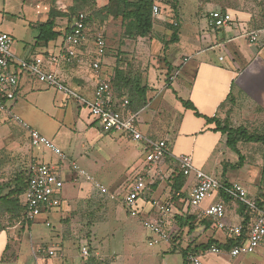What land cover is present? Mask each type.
Wrapping results in <instances>:
<instances>
[{
	"label": "crops",
	"instance_id": "0c3cea01",
	"mask_svg": "<svg viewBox=\"0 0 264 264\" xmlns=\"http://www.w3.org/2000/svg\"><path fill=\"white\" fill-rule=\"evenodd\" d=\"M211 11L230 14L232 23L226 28H209L206 23V16ZM154 19L157 23L153 24L152 29L154 33L164 36L163 44L155 36L151 39V41L154 39L158 40L161 45L155 53H152L150 43L153 61L139 80L138 89L141 90L144 87V91L139 90V93L132 95V104L129 109L137 114L136 121L140 132L152 140L164 141L167 145V154L155 164H147L144 158V144L126 139L131 143H136L135 147L140 149V152H138V155L136 154L137 158L133 160H131L132 158L129 155L125 154L128 162L124 165V170L120 176L132 166L131 169L134 173L130 183L136 177H142L148 183H151L148 189L139 195L136 202V211L132 212L134 214L128 217L135 220V223H140L142 227L144 221L162 218L166 222V229L170 233L174 232L171 237H175L179 231L169 224L171 217L174 215L183 216L188 213L195 217L196 222L207 219L212 223L209 228L197 225L190 234L193 237H198V239L194 238L190 241V248L203 245L209 239L223 245L230 238L227 237L225 232L216 229L213 221L203 215V211L210 204L223 202L226 209L224 223L228 226L241 225L244 220L243 214H246L242 211L243 207L241 206L239 210L231 209V206L239 204L238 202L223 201L222 194L216 193L209 197H213L214 202L204 203L203 206L200 205L198 208L191 207L189 205V194L191 187L196 182V176L192 173L185 176L182 189L172 199L170 205L171 209L173 208L175 211L171 212V214L170 210L166 211L163 205L166 202V198L160 196L163 190L161 187L163 183L159 184V188L152 195L151 188L157 177L170 181L173 173L176 170L179 171L175 163L177 156L173 154V148L178 138L187 140L186 145L188 150L191 149L194 158L196 153L207 150L209 142H212L213 147L220 143L222 135L225 134L217 130L216 123H221L222 125L226 118H228V122L231 121L234 124L240 122L238 125L241 122L249 123L263 119L260 117H264V38L259 44L251 45L247 42L244 34L263 27L253 26L250 12L232 10L217 2L199 3L197 0H171L169 2L162 0L160 15ZM176 30V39L171 42V35ZM87 42V44L76 50L75 63L70 66L68 73L66 75L63 74L60 66L57 69V73L66 86L74 87L78 91L79 96L85 100H91L98 80L108 78L111 80L113 71L104 68V66L108 67L105 57L100 61L99 71L92 69V63L97 58L93 54V50L92 52L90 50V48H93L90 41ZM58 43L59 38L50 42L47 47H39L35 45L34 40L31 50L35 48L43 49L41 53L27 56L28 53L19 51L16 45L11 46V53L17 64V61H27L47 51L57 53ZM158 56H162V58L158 59ZM17 67L16 65L14 67L18 75V89L15 100L7 104V110L0 111V183L6 182L16 172L27 168L31 162L52 165L61 177L64 176L66 178V172L60 168L61 166L65 168L67 163H64L66 161H60L51 151L43 147H41L42 149L37 155L32 154V149L35 147L30 145L28 137V129L36 130L42 136L50 138L65 156L72 158L73 152L68 151V146H66L67 150H64L65 144L58 136L63 124L62 118H65L63 115L64 111L61 109L66 100L65 96L48 92V86L37 81L25 68L19 67L20 69H18ZM68 75L74 76L78 80L77 85L67 83ZM122 98H125V96L116 97L118 99L117 102L121 101ZM185 103L189 104L191 108L185 107ZM233 103L234 105H232ZM76 104L78 105L76 108H78L77 121H80L79 128H83L86 133L89 132L94 135L92 136L93 141L90 140L91 144H88L89 146L80 143L79 152L76 155L80 156V158L85 156L84 160L88 162L87 166L92 167L91 161L94 164H96V160L99 161L97 157H90L92 153H90L89 149H91V145L95 141L102 138L103 135H107L111 140L124 137L114 132H104L100 124L97 127V131H94L93 126L97 125L98 122L91 118L87 110L82 109L85 106H81L77 102ZM256 106L263 109L260 117L254 113L253 107ZM69 107H65L64 110ZM12 115L17 116L20 121L14 120ZM58 117L59 120H57ZM9 122H12L15 127L9 126ZM21 123L27 125V128L22 127ZM204 126L207 128L205 132L201 131ZM216 135H220L219 139H216ZM198 136L204 137L199 138ZM211 138L216 139V144ZM170 142L172 143L171 146L169 145ZM119 146L125 145L120 143ZM119 146L116 151H120ZM121 149L124 150L125 148L121 147ZM212 149L210 148V150ZM210 150L209 153L212 152ZM193 166L197 171L203 172L194 163ZM82 170L83 172L85 171L84 169ZM89 183L91 187L96 188L93 182ZM171 183L172 181L169 182V191H171ZM95 190L99 191L98 188ZM7 191V188H3L0 192V197L4 196ZM127 191L125 189L120 197L121 205L126 210L128 209L124 205V198L127 195ZM155 195L160 197L158 198L159 201ZM65 196L62 188L59 192L60 204ZM54 209L42 214L46 216L41 223L47 227H50L48 221ZM229 209L230 212L227 213ZM128 211L131 212L132 210ZM59 216H54L57 221H59ZM35 222L36 220L34 222L15 220L6 213L0 212V264L26 263L24 257L20 255L16 239L21 231L26 227L30 229ZM108 224L110 223L98 221L93 223L89 229L86 227L87 232L90 231L92 235L89 239V247L87 243L80 240V249L84 246L88 249L89 255L86 258L82 257L80 250L78 253L71 246H68V249H64L62 255H57L56 253L50 256L48 254L49 250L54 252L64 248L61 245V239L58 237L61 230L58 224V229L54 235L51 234L44 241L39 242L35 251L32 249V262L30 260L28 263L86 264L85 261L88 258L98 257L102 254L98 251L96 237L100 233L108 231ZM125 229L130 234L134 227L131 224V227L126 226ZM144 230L146 229L144 228ZM146 232L149 235L147 240H149L151 234L147 230ZM83 234L72 238H83ZM113 235L112 233L111 236ZM115 241L121 248L118 239L114 237L113 242ZM49 243L51 244L49 245ZM108 243H106V246ZM168 248L169 245H166L165 250L162 251L166 253L162 255V259L165 258L164 264H182L185 261L183 257V251L185 250H181L185 249V247L180 246L179 251L176 249L168 251ZM252 254L232 258L226 252L214 254L209 252V249L198 251V257L202 264H264V243ZM170 255L174 257L171 261ZM177 256H180L181 260ZM150 258L154 259L155 257ZM163 263L153 262L152 264ZM188 264L190 263L188 262Z\"/></svg>",
	"mask_w": 264,
	"mask_h": 264
},
{
	"label": "rangeland",
	"instance_id": "374dc122",
	"mask_svg": "<svg viewBox=\"0 0 264 264\" xmlns=\"http://www.w3.org/2000/svg\"><path fill=\"white\" fill-rule=\"evenodd\" d=\"M129 1L134 2L136 0ZM197 1L199 3L217 2L232 10L250 12L252 14L253 26L264 28V0ZM108 2V0H0V32L9 34L12 37V45H16L19 51L28 53L27 56H34L43 51V49L39 48L31 50L36 35L34 26L46 21L50 12L52 14H62V16H57L55 18L57 29L60 31H63L69 24L68 18L77 12L84 11L86 14L93 15V21L88 28L90 35L101 34L107 42L105 58L108 67L104 66V68L107 70L111 69L113 75L118 74L117 77L119 76V81H123V84H125L124 90L122 91L123 96L132 101L133 97L128 96V94L129 92H133L134 94L139 91V80L153 61L151 52H156L157 48L161 45L160 42L163 44L164 36H161L159 33H154L152 29L151 32L143 38L136 37L128 39L123 37L120 19H113L107 15L106 7ZM152 20L153 24L157 23L154 18H152ZM167 25L169 26V24ZM154 36L155 38H159L160 42L155 39L151 41ZM90 50L92 52L93 48H90ZM75 58L76 56H68L66 60L61 63L60 69L63 74L66 75L68 73V69L71 68L70 66L75 63ZM161 58L162 56H158V59ZM11 70L14 69L11 68ZM66 81L71 85H77L78 82V80L71 75H68ZM67 86L78 94V91L74 87ZM47 90H49L48 92L62 95V93L60 94V92H57L51 87H48ZM64 96L66 100L61 109L64 111L63 115L65 118H62L63 124L58 136L65 144L64 150H67L66 146H68V151L73 152L71 155L73 159L66 156V162L64 164H67L65 168H63L64 166L60 167L67 175L66 178L62 176L64 182L66 180L63 187V193L66 196L64 200L61 201V204L55 207L54 212L51 214L48 221L50 227L41 223L46 215H40L30 229L26 227L18 234L19 237H17L16 241L20 255L25 259V264H29L28 262L30 260L32 262V249L35 251L39 242L44 241L49 235H54L56 233L58 224L61 227L58 237L61 239V245L64 248L54 251V254L57 253V255H62L63 250L68 249V246H71L79 253L81 246L80 240L87 243L89 247V239L92 235L89 230V232H87L86 227L89 229L93 223L98 221L111 224V226L108 224V231L102 234L100 233V235L96 237L98 251L102 254L98 257L88 258L85 261L86 264L163 263L165 258L162 259V255L166 253L162 251L165 250L166 245H169L168 251H172L173 249L179 251L180 246L185 247V249L181 250H186L190 247V241L196 237L187 233L188 223L186 225L183 224L185 216L181 217L179 215L172 216L169 222L173 228L179 231L175 237H171L167 243L161 242L153 246L148 245L147 239L149 235L146 230H144L140 223H135V220L128 217L134 214L132 212H135L136 208L129 212L122 207L123 205H121L120 201L121 194L125 189H128L134 173L131 166L120 176L124 170V165L128 162V160L126 161V155H129L132 158L131 160L136 159L140 149L135 147L136 143H131L125 138L111 140L107 135H103V137L95 141L94 144L91 145V149H89L90 153H92L90 157H97L99 161L96 160V164L91 161L92 167H88V162L84 160L85 156L80 158L76 153L79 152L80 143L89 146L88 144H91L90 140L93 141L92 136L94 135L89 132L86 133L83 128H79L80 121H77L78 108L76 107L78 105L76 104V100L68 95ZM232 105H234V103ZM67 106L70 107L64 110ZM253 108L254 113L258 114L260 117L261 113H263V109L259 106ZM82 109L88 111L87 107H83ZM260 118L263 119L254 120L249 123L241 122L240 125H238L240 122L234 124L229 121V124L232 128L243 127L251 134H261L264 133V117ZM57 120H59V117ZM9 126L15 127L12 122H9ZM98 126L99 123L93 126L94 131H97ZM206 130L207 128L204 126L201 131L205 132ZM198 137L202 138L204 136ZM216 137V139H219L220 135H216ZM211 139L215 143L216 139ZM225 141L226 136L222 135L219 141L220 143H217L215 147L212 146V142H209L207 144V150L196 153L193 158L191 149L188 150V146L186 145L187 140L178 138L173 148V154L177 157L181 155L191 156L195 166L199 167L200 170L219 182H236L241 184L246 190L249 200H255L259 196H262V199H264V147L257 143L239 142L237 144V149L241 155V160L239 161V155L227 148ZM120 143L128 148L121 146L125 148L122 150L119 146ZM169 145L171 146L172 143L170 142ZM118 146L120 147V151H116ZM210 148L213 149L210 150ZM41 149V147H35L32 149L31 153L37 155ZM209 150L212 152L209 153ZM72 164H75L81 171L84 169V172L90 179L81 178L76 171H73L71 167ZM92 181L102 185L105 191H96V188L90 186L89 182ZM169 182H171V180L165 181L157 177L151 188V195L159 188V184L163 183L161 186L163 188L162 194L160 195L159 193V195L166 198V202L163 203L165 210H170V213H173L175 209H171L170 205L173 199V192L168 189L170 188ZM260 193L262 195H260ZM157 196L158 195H155L158 200L160 197ZM20 200H22V197ZM210 201L214 202L215 200L213 197L206 198L201 203V206ZM241 206V204H234L231 206V209L239 210ZM229 212L230 209L227 213ZM55 215H60L59 221L54 217ZM86 223H88V225H86ZM131 224L134 230L129 234V232H126L127 230L125 227H131ZM112 233L114 234L113 236H111ZM82 234L83 238H72L77 235L82 236ZM172 235H174L173 231L171 233V236ZM112 237L118 239L121 248H119L116 241L113 242ZM110 238L112 239L109 240ZM197 239L198 237L196 240ZM106 243H108L107 246ZM50 244L51 243H49V245ZM150 257L155 258L151 259ZM169 257L170 261L174 258L172 255ZM177 257L181 260L180 256Z\"/></svg>",
	"mask_w": 264,
	"mask_h": 264
},
{
	"label": "built area",
	"instance_id": "2783aa9c",
	"mask_svg": "<svg viewBox=\"0 0 264 264\" xmlns=\"http://www.w3.org/2000/svg\"><path fill=\"white\" fill-rule=\"evenodd\" d=\"M163 1L169 2L171 0ZM161 2L162 0L153 1L151 7L152 18H157L160 15ZM86 18V13H80L74 19L69 31L59 38L57 53L47 51L27 61H17V64L11 53L12 37L7 33L0 32V111L7 110V104L14 101L16 97L18 75L11 68L14 69L15 65L18 66V69H20L19 67L25 68L40 83L55 89L63 95L75 98L79 105L87 107L91 118L101 125L104 132H114L127 140L143 143L145 146V162L147 164H155L167 154L166 143L152 140L140 132L136 121L137 114L130 111L128 108L129 102L126 98H122L121 101L117 102L118 99L111 92L109 78L99 79L91 100H85L69 89L58 76L57 69L61 63L68 56H76V50L87 44V41H90L93 47V54L97 58L92 63V69L94 71H99L100 69V61L106 55L107 42L101 34L90 35L85 24ZM206 23L209 28H226L232 23V17L228 13L211 11L206 16ZM244 34L249 44L256 45L264 38V28L254 29ZM12 118L20 121L15 115H12ZM21 125L27 128L24 123H21ZM28 137L32 147H43L51 151L60 161H66V156L62 151L38 131L28 129ZM175 163L177 169L184 176L192 173L196 176V182L191 187L189 194V205L191 207L198 208L212 194L223 193L229 201H235L244 206L246 213L250 216L244 232L242 225L228 226L224 223L226 209L223 202L213 203L205 208L203 215L213 221L216 229L225 232L230 239H241L244 237L239 244L231 246L227 250L212 246L209 252L214 254L226 252L232 258L254 253L264 243V206L258 207L254 200H249L247 192L241 184L232 182L226 185L201 171H197L193 166L191 156L181 155L175 158ZM71 167L81 177L87 180L90 179L75 164H72ZM27 170L31 174V180L21 197L24 207V218L28 222H34L40 215L48 213L60 205L59 192L64 186V180L54 166L46 163L31 162L27 166ZM92 182L99 191H105L102 185L95 181ZM150 184L142 177H136L130 183L127 195L124 198V205L128 210L136 208L139 195L147 190ZM143 227L151 234L148 240L149 246L157 245L161 242L167 243L171 238V233L166 229V222L162 218L144 221ZM80 253L84 258L89 255L85 246L81 247ZM48 254L53 256L54 252L49 250ZM187 261L190 264H202L198 254L195 253H189Z\"/></svg>",
	"mask_w": 264,
	"mask_h": 264
},
{
	"label": "trees",
	"instance_id": "16d2710c",
	"mask_svg": "<svg viewBox=\"0 0 264 264\" xmlns=\"http://www.w3.org/2000/svg\"><path fill=\"white\" fill-rule=\"evenodd\" d=\"M107 4V15L112 17L113 19H120L121 27H122V35L125 38H143L147 36L153 27V20L151 15V7L154 0H136L134 2H130L129 0H108ZM174 1V0H173ZM85 13L84 11L77 12L71 15L68 18L69 24L63 31L57 30V26L55 23V18L57 16H62L60 13H49L48 19L42 23L36 24L34 26V30L36 31L35 35V45L39 47H47L50 42H53L60 38L61 36L65 35L69 29L70 25L74 21V19L80 14ZM93 15L87 14V18L85 20V24L87 29L91 25L93 21ZM177 30L174 31L171 35V42H174L176 39ZM118 74H114L110 80V88L111 92L114 96L121 98L123 96L122 91L124 90L125 84L123 81H119ZM118 79V80H117ZM140 90V89H139ZM140 91H144V87L141 88ZM135 92V91H134ZM137 93V92H136ZM134 93V95L136 94ZM139 93V91H138ZM133 92H129L128 96L132 97ZM128 100V99H127ZM128 108L131 107L132 101L128 100ZM185 107L191 108V106L185 103ZM217 130L220 131L222 134H225L226 141L225 145L227 148L231 149L232 151L236 152L239 155L238 160H241V155L239 150L237 149V144L239 142H247V143H257L264 147V133L261 134H251L248 132L247 129L243 127L232 128L228 122V118H226L222 125L221 123H216ZM31 180V174L27 170V168L22 169L16 172L9 180L6 182L0 183V192L3 188H7L8 191L4 196L0 197V212L6 213L10 218L15 220H21L23 222H28L24 218V207L20 201L21 196L26 191L29 183ZM172 181L171 183V192H173V199L175 198V194L180 192L184 185L185 176L180 171H175L173 176L170 178ZM224 184H229L225 183ZM222 199L223 201H228L229 199L223 194ZM260 195H262L260 193ZM262 196H259L254 200L258 207L264 206V199ZM246 213V208L242 206ZM244 220L242 222V227L244 228V232L246 229V225L250 220V216L248 213L243 214ZM242 215V216H243ZM185 216V220L183 224H187V233H191L197 225H203L206 228H209L212 223L207 219H202L196 222V219L193 215L186 213L181 217ZM181 219V218H180ZM244 237L241 239H230L225 244L221 245L216 243L214 240L209 239L205 244L195 246L194 248L188 247L185 251H183L184 260L182 264H188L187 262V255L189 253L198 254V251H205L210 249L212 246H215L219 249L227 250L231 246L239 244ZM191 249V250H190Z\"/></svg>",
	"mask_w": 264,
	"mask_h": 264
}]
</instances>
